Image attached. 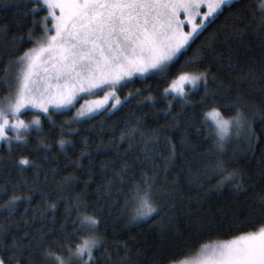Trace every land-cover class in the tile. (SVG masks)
Returning <instances> with one entry per match:
<instances>
[{
	"label": "snow or ice",
	"instance_id": "6c2138e0",
	"mask_svg": "<svg viewBox=\"0 0 264 264\" xmlns=\"http://www.w3.org/2000/svg\"><path fill=\"white\" fill-rule=\"evenodd\" d=\"M14 8L15 30L27 32L0 52V61L14 57L0 67V145L7 149L0 155V264H264V0H17ZM11 31L0 25L5 36ZM137 81L145 86L121 98ZM129 107L142 115L131 113L118 140L81 136L80 125ZM57 115L69 118L58 123ZM97 127L103 122L90 125ZM173 130L178 143L164 135ZM53 132L58 139H49ZM162 137L170 163L160 181L156 164L144 169L158 158ZM203 144L210 147L199 151ZM23 151L45 155L30 159ZM97 153L105 158L97 162ZM178 157L183 165L169 182ZM68 168L88 176L85 189L100 177L94 199L72 193L81 181L61 176ZM185 168L195 196L181 187ZM126 184L120 207L113 188ZM21 206L40 227L18 235L12 224L19 227ZM233 231L241 234L199 243L194 261L173 252Z\"/></svg>",
	"mask_w": 264,
	"mask_h": 264
},
{
	"label": "trees",
	"instance_id": "16d2710c",
	"mask_svg": "<svg viewBox=\"0 0 264 264\" xmlns=\"http://www.w3.org/2000/svg\"><path fill=\"white\" fill-rule=\"evenodd\" d=\"M17 3V0H5V2L3 4H0V25H8L10 28H12V31L5 36L2 32H0V52L3 51L4 46L5 45H10L11 44V38L12 36H21V35H26L27 29H25L24 31H16L15 27L13 26V16L15 13V4ZM44 15H46L45 12H41L40 15L38 17H36V19H41ZM37 35H39V32H37ZM199 43V42H197ZM32 47L31 44H26L24 46L25 49ZM8 59H14V57H9ZM8 59H4L2 61H0V67H2L3 64H7L8 63ZM226 76V74H224ZM4 79V72L2 70H0V98H2V96L4 94H6L5 92V84L3 82ZM147 83L152 84L153 87H155V81L150 80L147 81ZM145 85L140 83L139 81H137L135 84L133 85H129V88L125 89L123 93H119V95L121 96V98L123 97V95L131 90L132 88H142ZM164 105L158 104L157 108H162ZM73 111H75V109H73ZM133 111H136V113L138 115H142V113L140 112V110L138 109H132L131 107L125 109L124 111H120L118 112L116 115H112L111 119H108V114L106 113L103 116H97V119L94 121H90L89 124H84V125H80L82 132H81V136H87L90 140L95 141V142H99L97 140V136L100 137L101 140H103V142L105 144H107L109 141L111 140H118L119 139V135H120V130L123 128L124 125V121L126 119H129L131 117V113ZM143 112H149L148 109H144ZM29 116H31V114H28ZM71 115V113L69 114V116ZM69 116H54L53 119H55L58 123L62 120H67L69 118ZM42 121H43V126H44V132L47 133L48 132V121L46 117H42ZM99 122H103L104 127L100 128L97 127L94 130L90 129V125L93 124H97ZM160 124H164L167 121H165L163 119V117L159 118L158 121ZM147 123L151 126H156L157 121L153 118H151L150 114H149V119L147 121ZM115 126L116 131L115 134L113 135L112 129ZM197 127H200L199 123H197ZM259 130V129H257ZM189 132L191 133V129H189ZM164 135L170 136L173 140V142L178 143L180 140V133L176 132L175 130L165 133ZM58 135L53 132L52 136L49 137V139H58ZM191 139V141L193 143H199L200 138L197 137L195 134L190 135L189 137ZM31 143L29 144V149L34 148L35 147V133H33V136L29 138ZM77 140L80 139V137L76 138ZM161 147L158 149V158H156L153 161H149L147 166L145 167V171H148L149 173L151 172V164L154 163L157 165L158 168L161 169L160 173H159V179L160 181H163L165 178V173L163 172V166L165 165V163H170V161L168 160V151L167 148L164 146V142H163V137L161 138ZM80 145L79 143L77 144V149H79ZM124 148H127V145L123 146ZM210 147V145L208 144H203L198 150L199 151H204L206 148ZM122 151V149H121ZM136 151H139V149H137ZM178 151H182L181 149H178ZM111 152L112 150L109 149L108 150V155L111 156ZM7 153V149L6 146H1L0 147V155H5ZM20 155L23 156H27L28 158H33V157H42L43 155H45V153L41 152H31V151H23L20 152ZM71 155V153H70ZM75 158V157H73ZM105 158V154L104 153H97L95 156V159L97 162H99L100 160ZM129 161L131 162L134 157L130 156L128 157ZM66 163L65 159L63 156L59 157V164L60 167L63 168V165ZM85 166H87V161H84ZM176 166L175 167H171L170 170L167 173V179L169 182H171L173 180V178H175L177 176V173L180 172L181 166L183 165V158L182 157H178L176 162H175ZM48 167H56L55 164L52 165H46L45 169L47 170ZM14 174V173H13ZM29 177L31 176V170H29L28 173ZM66 175H75L80 177V183H78L75 188L72 190V193H84L87 192V198L88 199H94L95 198V189H96V184L100 182V177L97 176L96 179V183H93L90 185V187H88L87 189H85L83 187V180L88 179V176L84 173L78 172L75 169L72 168H68L67 170L61 172V176H66ZM139 175H140V168L137 166L136 167V178L139 179ZM4 176H0V183H3L4 180ZM60 177H57V179H59ZM43 179V178H41ZM216 180L212 179L210 183H206L205 187H212L213 185H215ZM180 184L182 189L184 190V192L186 194H190L195 196V191L190 190L189 185H188V176H187V169L185 168L184 171L181 173L180 176ZM53 186V182L51 180V178L49 179L48 182V188L50 189ZM119 186H116L113 188V200H119L120 202V207L123 206V200L125 198V196H127L129 194V190H128V185L126 184L124 186V188L121 191H117L116 189ZM39 197L37 196L34 199V205L36 202H38ZM110 203V202H109ZM107 211V209H106ZM114 211L116 212L117 215L120 214L119 209H114ZM107 219L111 220V217H106ZM31 219H32V214L31 212L28 213V215H24V208L23 206H21L20 208H18L17 213L14 217V221L15 222H19V227H17L16 223L12 224V230L14 233H17L18 235H23V233L25 231H30L32 228H38L40 227V225L37 223L35 225L31 224ZM23 220H28L29 224H24ZM143 230L145 232H147V226H142ZM139 229H133L132 234H137V232H139ZM241 233L239 232H231L230 234H224L223 232H214L212 234H205L203 235V237L198 241V243H191V244H184L181 243L178 247L173 249V252L179 254V258L182 260H187L189 258H192L194 256H196L199 253V243H212L218 240H224V239H231L233 238L234 235H239ZM185 235H187V233H185Z\"/></svg>",
	"mask_w": 264,
	"mask_h": 264
},
{
	"label": "rangeland",
	"instance_id": "374dc122",
	"mask_svg": "<svg viewBox=\"0 0 264 264\" xmlns=\"http://www.w3.org/2000/svg\"><path fill=\"white\" fill-rule=\"evenodd\" d=\"M181 18H183V17H181ZM185 30L187 31L188 29H185ZM103 95H104V93L101 92L98 96H86L83 100H81V101L76 105V108H79L80 105H81V104H84L86 100H87V101L98 100V99L102 98ZM110 102H111V101H110ZM21 118L24 119V120L27 122V121H29V120L32 119V116L25 115V116H23V117H21ZM1 146H2V145H0V147H1ZM198 255H199V253H198L196 256H194V257H192V258H189V259H187V260H188V261H194V260L198 257Z\"/></svg>",
	"mask_w": 264,
	"mask_h": 264
}]
</instances>
